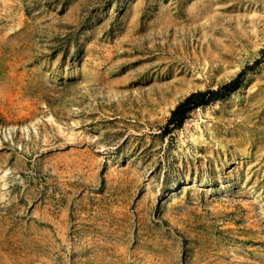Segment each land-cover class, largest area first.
I'll return each mask as SVG.
<instances>
[{"label": "rangeland", "instance_id": "1", "mask_svg": "<svg viewBox=\"0 0 264 264\" xmlns=\"http://www.w3.org/2000/svg\"><path fill=\"white\" fill-rule=\"evenodd\" d=\"M263 50L264 0H0V264H264Z\"/></svg>", "mask_w": 264, "mask_h": 264}, {"label": "trees", "instance_id": "2", "mask_svg": "<svg viewBox=\"0 0 264 264\" xmlns=\"http://www.w3.org/2000/svg\"><path fill=\"white\" fill-rule=\"evenodd\" d=\"M262 55V59H264V50L262 51ZM260 61V59L257 60L254 65H257L258 63H260ZM244 73L245 71H243L236 79L222 85L218 89L197 91L188 95L172 111L171 117L166 124L164 133L169 134L174 129H180L192 110L204 105H208L217 100L224 99L236 92L241 87L242 77L244 76Z\"/></svg>", "mask_w": 264, "mask_h": 264}, {"label": "bare ground", "instance_id": "3", "mask_svg": "<svg viewBox=\"0 0 264 264\" xmlns=\"http://www.w3.org/2000/svg\"><path fill=\"white\" fill-rule=\"evenodd\" d=\"M206 6H207V4H206ZM198 13H199V12H198ZM250 28H251V27H250ZM242 29H243V28H242ZM242 29H241V30H242ZM252 30H253V28H252ZM243 39H244V38H243ZM246 41H247V39H246ZM247 42H248V41H247ZM223 53H224V52H223ZM213 58H214V57H213ZM219 59H220V58H219ZM219 59H218V60H219ZM160 61H161V60H160ZM233 72H234V71H233ZM157 85H158V84H157ZM160 92H161V91H160ZM260 93H261V92H260ZM160 95H161V94H160ZM262 95H263V94H262ZM161 96H162V95H161ZM159 97H160V96H159ZM258 97H259V96H258ZM258 97H257V98H258ZM255 98H256V97H255ZM261 98H262V97H261ZM263 99H264V98H263ZM253 100H254V99H253ZM253 100H252V101H253ZM215 107H216V106H215Z\"/></svg>", "mask_w": 264, "mask_h": 264}]
</instances>
